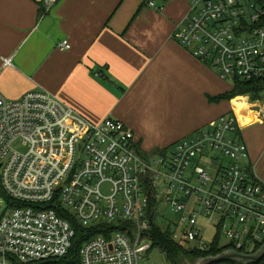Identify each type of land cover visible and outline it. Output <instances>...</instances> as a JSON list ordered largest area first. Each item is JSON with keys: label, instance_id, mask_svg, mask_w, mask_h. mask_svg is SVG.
Returning <instances> with one entry per match:
<instances>
[{"label": "built area", "instance_id": "2783aa9c", "mask_svg": "<svg viewBox=\"0 0 264 264\" xmlns=\"http://www.w3.org/2000/svg\"><path fill=\"white\" fill-rule=\"evenodd\" d=\"M37 1L46 10L57 2ZM173 36L223 78H264V0H192ZM240 129L223 114L151 156L121 119L91 122L44 89L17 99L0 92V185L19 204H0V264L66 258L75 237L66 214L103 230L84 242L80 264H154L151 189L181 213L176 239L209 250L198 225L209 216L228 239L221 247L255 252L264 245V183L244 162Z\"/></svg>", "mask_w": 264, "mask_h": 264}, {"label": "crops", "instance_id": "0c3cea01", "mask_svg": "<svg viewBox=\"0 0 264 264\" xmlns=\"http://www.w3.org/2000/svg\"><path fill=\"white\" fill-rule=\"evenodd\" d=\"M151 1L58 0L46 10L37 0H0V92L17 99L44 89L91 122L121 119L145 153L233 114L244 162L264 183V97L218 100L233 82L173 36L192 0ZM63 39L70 49L57 46Z\"/></svg>", "mask_w": 264, "mask_h": 264}, {"label": "trees", "instance_id": "16d2710c", "mask_svg": "<svg viewBox=\"0 0 264 264\" xmlns=\"http://www.w3.org/2000/svg\"><path fill=\"white\" fill-rule=\"evenodd\" d=\"M150 1L151 0H145L143 5L149 3ZM161 1L165 3L168 0H161ZM232 79H233V88L230 91L222 95H219L217 97L218 100L231 99L238 95H247V94H249L253 100L262 99L264 97V78H253L251 80H243L238 77H234ZM172 145L165 148H169ZM161 151L164 152L165 150H162L161 148L152 150V152L155 154L160 153ZM2 193L5 196L6 200L12 206L19 205L12 202L10 198L4 193V191H2ZM148 194L150 197V215L153 218V220L156 221L161 204L158 201V197L154 189H151ZM66 216L71 219V222L75 229L73 246L70 250L69 255L66 258H62L59 260H47L38 263H27V264H80L79 253H80V248L82 247L84 242L88 240L90 237L100 232H103V230L100 229L99 226L84 227L81 224H79L76 220H74V218L70 217L69 214H66ZM171 229L172 228L170 227V225L163 227L155 223L150 230V237L152 239V249H157L162 254H164L166 259L171 264H196L197 262H199V260H201L204 257L216 256L221 252H223L224 250H228V248L226 247L219 246L218 241L217 242L215 241V243L211 246L209 250L202 251L198 248H195L187 244L184 241H180L176 239ZM218 235H220V233H218ZM261 247L262 245L259 246L257 250H259ZM223 262L224 264H264V257L259 261H243V260L235 259V260L223 261ZM14 264H20V263H14Z\"/></svg>", "mask_w": 264, "mask_h": 264}, {"label": "rangeland", "instance_id": "374dc122", "mask_svg": "<svg viewBox=\"0 0 264 264\" xmlns=\"http://www.w3.org/2000/svg\"><path fill=\"white\" fill-rule=\"evenodd\" d=\"M227 81L229 83H231V82H233V79L227 78ZM14 146L21 151H26V148H27L25 146H22L18 142L14 143ZM140 150H141V152H143L142 148ZM147 153L150 154L151 156H155V153H153L152 151H149ZM217 156L218 155H216V157ZM227 161H228V159L225 160V162H227ZM0 204L3 206H5L7 204V200H6L5 196L3 195L1 188H0ZM180 216H181V213L175 212L174 210L171 209V207H169L168 204L163 202V203H161V206L159 208V214L156 218V223L158 225L163 226V227L169 226V223H171L170 227L172 228L173 223H176L177 221H179ZM198 225L202 229V233L204 235V241L209 246H212L215 243V241L216 242L218 241L219 246H225L226 244H228V239L226 238V236H224L222 234L218 235L219 232H218L217 224L212 217L201 216L198 220ZM148 259L151 262H153L154 264H171L166 259L164 254H162L157 249H152L150 251V253L148 254ZM216 264H224V262H219Z\"/></svg>", "mask_w": 264, "mask_h": 264}, {"label": "water", "instance_id": "95a60500", "mask_svg": "<svg viewBox=\"0 0 264 264\" xmlns=\"http://www.w3.org/2000/svg\"><path fill=\"white\" fill-rule=\"evenodd\" d=\"M145 158L148 159L147 155H145ZM151 224H153V221L151 220ZM264 257V245L262 247L253 252V253H241L234 250H224L220 254L216 256H207L199 260L196 264H214L219 263L223 261H231L235 259L243 260V261H259Z\"/></svg>", "mask_w": 264, "mask_h": 264}, {"label": "bare ground", "instance_id": "6f19581e", "mask_svg": "<svg viewBox=\"0 0 264 264\" xmlns=\"http://www.w3.org/2000/svg\"><path fill=\"white\" fill-rule=\"evenodd\" d=\"M242 102H243V101H242ZM242 102H241V103H242ZM241 103H240V104H241ZM240 106H241V105H240Z\"/></svg>", "mask_w": 264, "mask_h": 264}]
</instances>
